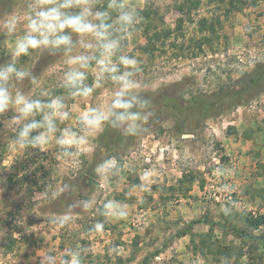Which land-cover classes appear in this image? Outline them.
<instances>
[{
	"label": "rangeland",
	"instance_id": "obj_1",
	"mask_svg": "<svg viewBox=\"0 0 264 264\" xmlns=\"http://www.w3.org/2000/svg\"><path fill=\"white\" fill-rule=\"evenodd\" d=\"M259 63L264 0H0V264H264V92L187 130L171 104ZM197 218L225 228L175 237Z\"/></svg>",
	"mask_w": 264,
	"mask_h": 264
},
{
	"label": "trees",
	"instance_id": "obj_2",
	"mask_svg": "<svg viewBox=\"0 0 264 264\" xmlns=\"http://www.w3.org/2000/svg\"><path fill=\"white\" fill-rule=\"evenodd\" d=\"M138 13L145 15L146 17L149 15L146 9H141ZM171 32L172 31L169 30L166 31L164 37H167ZM153 40H159V34L156 33V31L147 37V46L149 48L155 47ZM262 92H264V63H259L255 65L252 71L244 73L239 77L231 87L222 88L216 93L193 97L185 104L182 103V105L178 103L177 99L174 97V99L171 100V104L173 105V120L180 129L187 130L189 129L187 125L188 119L199 126L200 123L204 122L207 118L221 114L234 106L249 101ZM132 111L134 110H128L125 114L120 115H117L114 112L111 114V118L106 128L99 137V147L102 150L111 151L120 143H123L126 140H131L135 135L136 131L134 130H138V126H132L130 129H126V127L123 126L130 118ZM249 220L255 222L256 225L261 224V221L259 222L254 219ZM198 223L213 224L225 228L220 223L208 221L204 218H197L190 220L184 229L176 233L175 237L186 235L191 226ZM230 230L231 232L256 242L255 237L252 235L243 233L236 228H231ZM145 259L146 258H144L143 261Z\"/></svg>",
	"mask_w": 264,
	"mask_h": 264
}]
</instances>
